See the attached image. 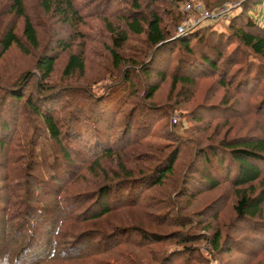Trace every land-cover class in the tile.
I'll use <instances>...</instances> for the list:
<instances>
[{"label": "trees", "instance_id": "1", "mask_svg": "<svg viewBox=\"0 0 264 264\" xmlns=\"http://www.w3.org/2000/svg\"><path fill=\"white\" fill-rule=\"evenodd\" d=\"M262 1L0 0V264H264Z\"/></svg>", "mask_w": 264, "mask_h": 264}, {"label": "rangeland", "instance_id": "2", "mask_svg": "<svg viewBox=\"0 0 264 264\" xmlns=\"http://www.w3.org/2000/svg\"><path fill=\"white\" fill-rule=\"evenodd\" d=\"M230 3H225V5H223V6H220V8H218L217 10H216V12L214 13V15H215V18H218V17H221V16H225V15H227V17L226 18H223V19H221V20H219L218 22H217V24H216V26H214L215 27V29H217V30H221V31H223L224 29H225V25H226V23L228 22V19L231 17V16H233V15H235V14H237V10H238V7H239V5L240 4H242V2L243 1H245V0H228ZM236 11V12H235ZM206 12V11H205ZM206 13H208V12H206ZM248 14H250L251 16H254L255 18H258V20H259V22H260V24L261 25H259L260 27H264L263 25H264V0L260 3V4H257V5H255V6H252L250 9H249V11H248ZM210 19H212V18H210ZM211 22V21H210ZM166 85V84H165ZM161 92H164L165 93V87H163V90H162V88L160 89V91H159V96L161 95ZM166 92H167V90H166ZM240 93H242V95H244V93L240 90ZM158 94H157V96H158ZM156 96V97H157ZM198 104H199V101H198ZM258 125V128H259V131H261L262 132V129H263V131H264V123L263 122H261L260 124H257ZM178 129V128H177ZM244 132V131H243ZM246 133H248V131H247V129H245V132L243 133V134H246ZM231 134H233L232 132H231ZM241 132H240V134H238V135H243ZM237 135V134H236ZM233 137V136H232ZM234 137H236L235 135H234ZM172 179V176H170V177H168V180H171ZM219 194V193H218ZM217 193H216V195H218ZM230 197H231V195H230ZM227 198H229V197H227ZM226 197H225V199H227ZM180 200H182V198L180 197ZM200 205H202L203 206V203H200ZM224 205H226V200H225V203H224ZM199 208H202L201 206H194L193 208H191V210H193L192 212L193 213H195L196 214V212H198L197 210H199ZM226 211V210H225ZM229 258H228V256H224L223 257V260H228Z\"/></svg>", "mask_w": 264, "mask_h": 264}, {"label": "built area", "instance_id": "3", "mask_svg": "<svg viewBox=\"0 0 264 264\" xmlns=\"http://www.w3.org/2000/svg\"><path fill=\"white\" fill-rule=\"evenodd\" d=\"M183 9L189 16H188V19L181 26L178 27L177 34L179 35L190 31L191 29L199 25L204 20H212L215 18L214 14H209V13L204 12L200 6L193 7L187 4L184 6ZM194 11H197L200 13V17L198 19L194 18V14H193Z\"/></svg>", "mask_w": 264, "mask_h": 264}]
</instances>
